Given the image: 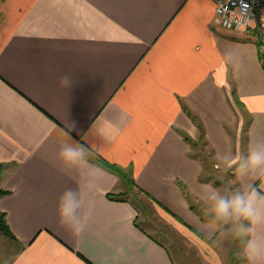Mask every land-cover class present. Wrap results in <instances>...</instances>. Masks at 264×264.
<instances>
[{
  "label": "crops",
  "instance_id": "1",
  "mask_svg": "<svg viewBox=\"0 0 264 264\" xmlns=\"http://www.w3.org/2000/svg\"><path fill=\"white\" fill-rule=\"evenodd\" d=\"M259 21L258 46L252 28L217 24L215 0H0V212L13 235L0 264H176L128 194L116 195L125 189L203 261L224 264L219 221L200 210L219 190L201 176L200 146L239 159L224 127L233 92L250 117L246 158L264 144V4ZM69 138L89 147L86 165L59 160ZM237 179L244 192L259 174ZM68 188L88 216L79 235L57 212Z\"/></svg>",
  "mask_w": 264,
  "mask_h": 264
},
{
  "label": "rangeland",
  "instance_id": "2",
  "mask_svg": "<svg viewBox=\"0 0 264 264\" xmlns=\"http://www.w3.org/2000/svg\"><path fill=\"white\" fill-rule=\"evenodd\" d=\"M247 30L249 29H243L239 32H231L240 33ZM249 33L250 36H253L254 40L256 39V42L260 41V36L255 34V32L251 30ZM232 97L234 101V115L232 117V122L226 124L224 127L228 143L231 144L232 148L238 144L239 159L229 164V162L227 163L225 160L217 159L212 148L208 149L207 147H202V145L200 146L201 155L204 156L201 159L203 164V173L201 176L205 181H210L213 184H216L217 187H219L221 195L225 197L231 196L236 192H242L237 179V169L239 168L238 162H243L247 159L246 148L250 123L249 113L244 110L241 102L239 100L237 101L238 98L235 92H233ZM2 191L3 190H0V192ZM124 191L125 192L117 193L116 195L124 196V194H128V199L137 207L141 226L159 237L161 242L172 252V257L176 264H207L203 261L197 251L187 243V241L181 237V235H179L170 224L156 213L155 208L152 207L149 200L146 201L137 191H134L133 193L126 191V189ZM189 198H191L190 195ZM205 206L206 205H204L202 209L200 208V210L203 212L205 210L207 212L210 211L209 214L214 216L211 212V206H207L208 208ZM219 223L217 224L221 229V234L219 237L214 238L213 242H215L214 247L220 251V255L224 258V264H245V259L239 254L245 237H236L235 225L237 222L230 221L224 223L223 221H219ZM239 223H243L244 226L247 227V221H241ZM4 236L3 232L0 231V255L4 254L2 249L7 247L3 238ZM1 260H4V257L1 256L0 261Z\"/></svg>",
  "mask_w": 264,
  "mask_h": 264
},
{
  "label": "clouds",
  "instance_id": "3",
  "mask_svg": "<svg viewBox=\"0 0 264 264\" xmlns=\"http://www.w3.org/2000/svg\"><path fill=\"white\" fill-rule=\"evenodd\" d=\"M90 155L89 147L79 142H73L69 138L58 153L59 160L68 168L84 166L88 163ZM238 172L246 171L259 174L264 180V144H259L249 151L248 157L243 162H238ZM212 201L211 212L214 218L224 223L237 222L235 225L236 237H246V242L240 250L247 264H264V236L253 234L260 227H264V195L255 187L247 191L236 192L225 197L219 190L209 194ZM83 197L79 189L68 188L59 197L57 212L60 222L69 228L74 234L83 232L88 216L82 212ZM241 221H247V227Z\"/></svg>",
  "mask_w": 264,
  "mask_h": 264
},
{
  "label": "built area",
  "instance_id": "4",
  "mask_svg": "<svg viewBox=\"0 0 264 264\" xmlns=\"http://www.w3.org/2000/svg\"><path fill=\"white\" fill-rule=\"evenodd\" d=\"M263 4L264 0H215L217 24L230 32L252 28L262 36L259 18Z\"/></svg>",
  "mask_w": 264,
  "mask_h": 264
},
{
  "label": "trees",
  "instance_id": "5",
  "mask_svg": "<svg viewBox=\"0 0 264 264\" xmlns=\"http://www.w3.org/2000/svg\"><path fill=\"white\" fill-rule=\"evenodd\" d=\"M258 46L261 44V42H257ZM262 61L264 62V57H262ZM264 67V65H263ZM236 100V99H235ZM91 156L92 158L95 160V162H97L99 165H101L103 168L115 173L117 176H119L121 179H123L124 181H126L127 183H133V180L130 177L129 172L124 171L122 168H120L118 165L113 164V163H109L108 161L104 160L103 158H101L99 155H97L95 152H91ZM202 179V178H201ZM261 181V179L259 178L253 187H255L256 189H258V185L259 182ZM5 192L2 191L0 192V195L4 194ZM149 197V196H148ZM248 223V222H247ZM0 231L3 232V234L10 238L13 239V235L10 231V228L6 222V218H5V214L3 212H0Z\"/></svg>",
  "mask_w": 264,
  "mask_h": 264
}]
</instances>
